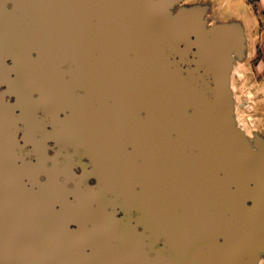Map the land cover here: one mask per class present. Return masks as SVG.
Segmentation results:
<instances>
[{
  "label": "water",
  "instance_id": "obj_1",
  "mask_svg": "<svg viewBox=\"0 0 264 264\" xmlns=\"http://www.w3.org/2000/svg\"><path fill=\"white\" fill-rule=\"evenodd\" d=\"M210 12L0 0V264H262L249 18Z\"/></svg>",
  "mask_w": 264,
  "mask_h": 264
},
{
  "label": "crops",
  "instance_id": "obj_2",
  "mask_svg": "<svg viewBox=\"0 0 264 264\" xmlns=\"http://www.w3.org/2000/svg\"><path fill=\"white\" fill-rule=\"evenodd\" d=\"M245 1L248 5L246 14L249 18L248 36L252 57L244 65L237 68L233 85L235 93L238 84L242 83L241 86L247 87L243 92L242 99H247L251 103L248 110L262 116L261 120L264 127V0H254V5L249 0ZM237 12L234 10V13Z\"/></svg>",
  "mask_w": 264,
  "mask_h": 264
},
{
  "label": "rangeland",
  "instance_id": "obj_3",
  "mask_svg": "<svg viewBox=\"0 0 264 264\" xmlns=\"http://www.w3.org/2000/svg\"><path fill=\"white\" fill-rule=\"evenodd\" d=\"M189 1H194V2L200 1L203 3H208L211 6L210 18L216 22L233 20L234 10L238 11V13L241 14H244L246 10H248L247 7L248 5L245 0H189ZM241 84H238L237 86L238 89L236 92V96L239 99V101L242 100V96L244 94L243 92L247 88V87H243V85L241 86ZM238 114H239V120L249 131L252 126L256 124H263L261 120L262 116H260V114L257 115L256 112L252 113L251 110L240 109L238 111ZM262 264H264V260Z\"/></svg>",
  "mask_w": 264,
  "mask_h": 264
},
{
  "label": "flooded vegetation",
  "instance_id": "obj_4",
  "mask_svg": "<svg viewBox=\"0 0 264 264\" xmlns=\"http://www.w3.org/2000/svg\"><path fill=\"white\" fill-rule=\"evenodd\" d=\"M2 90H3V91L7 90V86H3V87H2Z\"/></svg>",
  "mask_w": 264,
  "mask_h": 264
},
{
  "label": "trees",
  "instance_id": "obj_5",
  "mask_svg": "<svg viewBox=\"0 0 264 264\" xmlns=\"http://www.w3.org/2000/svg\"><path fill=\"white\" fill-rule=\"evenodd\" d=\"M249 1H250V3H251L252 5H254V3H255L254 0H249Z\"/></svg>",
  "mask_w": 264,
  "mask_h": 264
}]
</instances>
